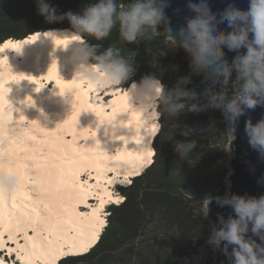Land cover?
Masks as SVG:
<instances>
[{"label":"bare ground","instance_id":"1","mask_svg":"<svg viewBox=\"0 0 264 264\" xmlns=\"http://www.w3.org/2000/svg\"><path fill=\"white\" fill-rule=\"evenodd\" d=\"M65 30L71 32L49 29L0 42V138L18 115L54 127L60 122L65 128L60 131L78 139L71 143L58 133L62 139L56 140L48 134L49 126L41 136L22 141L21 152L13 137L9 143L0 140V249L16 251L18 260L31 264L84 251L97 241L105 223L103 209L94 206L91 195L102 202L121 200L111 185H127L149 165L157 131V123L131 105L128 87L102 91L84 79H72L70 50L56 46L66 47L80 37L48 33ZM85 169L92 175L87 181ZM1 254L0 264H8Z\"/></svg>","mask_w":264,"mask_h":264},{"label":"clouds","instance_id":"2","mask_svg":"<svg viewBox=\"0 0 264 264\" xmlns=\"http://www.w3.org/2000/svg\"><path fill=\"white\" fill-rule=\"evenodd\" d=\"M167 7V0H129L128 3L97 0L85 6L82 13L69 11L58 15L47 0H37L38 13L47 22L67 18L73 30L48 33L80 37L66 47L56 46L70 50L67 62L72 65V79H84L102 91L122 87L135 74V53L125 54L115 43L101 51L102 45L90 44L83 37L104 41L118 28L124 42L139 43L161 33L158 28L164 25L166 44L182 47L188 53L192 73H204L207 87L200 91L187 89L185 86L191 82V76H184L169 89L156 75H145L139 82L133 80L126 88L131 105L135 104L134 108L141 110L150 123H160L165 114L176 117L185 110L220 109L229 124L227 135L232 142L236 139L239 118L246 110L264 105V0H250L247 10L229 4L223 12L215 14L207 0H199V3L189 0L188 7L195 16L186 18V27H180L175 34L165 14ZM225 23L231 31L219 29V25ZM225 47L229 51L246 49V52H240L229 63L225 58ZM52 55L56 60L55 50ZM229 85L235 89L232 98L228 97ZM245 134L250 147L264 160V118L256 123L248 119ZM182 135H188V132ZM195 147V140L178 141L175 146L182 159H187ZM211 203L210 197L200 201L202 217H208ZM216 203L220 207L230 206L234 215L227 219L219 216L220 226H212L208 243L214 249H221V243L225 242L221 250L229 257L230 264H264V195L229 193L217 197ZM249 232L258 236L262 243L248 237ZM229 246H234L231 253Z\"/></svg>","mask_w":264,"mask_h":264},{"label":"trees","instance_id":"3","mask_svg":"<svg viewBox=\"0 0 264 264\" xmlns=\"http://www.w3.org/2000/svg\"><path fill=\"white\" fill-rule=\"evenodd\" d=\"M57 14L82 13L83 8L97 0H47ZM128 3L129 0H122ZM49 29H68L70 21L49 23L38 13L37 0H0V42L8 39H24L35 32ZM158 35L139 43H126L118 28L104 41L83 37L90 44L102 45L101 51L115 43L125 54L135 53V74L122 86L139 82L145 75H156L167 88H173L178 79L191 76L185 87L200 91L207 87L205 74H193L190 57L182 47L166 44L164 25ZM164 52L166 54L161 55ZM233 73V79H235ZM219 90V85H217ZM228 91L235 92L229 85ZM204 97L201 96V100ZM178 125V126H177ZM227 127L220 109L187 111L176 117L166 114L157 123V131L151 141L152 159L149 165L132 175L130 183L120 185L121 202L108 204L109 216L97 241L84 251L71 252L58 257L52 264H122L124 255L139 258L141 264H180L178 257L195 252L203 241L204 229L192 210V203L219 196L223 192L221 181L229 169L218 163L222 150L220 144L227 140ZM188 132V135H182ZM195 140L196 147L187 159L176 151V143ZM159 225L164 231L174 230L176 248L167 251L161 243L153 253H144L137 245L143 230L149 224ZM162 230V231H163ZM163 231V232H164ZM166 233V232H165ZM143 256V257H142ZM29 264L23 261L22 264ZM45 262H39L42 264ZM31 264V263H30Z\"/></svg>","mask_w":264,"mask_h":264},{"label":"rangeland","instance_id":"4","mask_svg":"<svg viewBox=\"0 0 264 264\" xmlns=\"http://www.w3.org/2000/svg\"><path fill=\"white\" fill-rule=\"evenodd\" d=\"M54 84H55V82H52L50 87L53 88ZM120 88L125 89L126 87L122 86ZM93 95H95V94L93 93ZM113 95L110 96L106 100L109 101L110 99H112L114 97ZM14 117H17V119L10 121V123L7 125V128H6L7 132L5 133L6 134L5 137L0 138V140L4 143L5 142L9 143L10 139H12L11 137H13L14 138L13 142H15L16 147L22 146V145H20V143L24 140L32 141L33 135H35V134L37 137L41 136V134L44 133V132H42V129H44L45 127H46L45 129H47V127L49 129V126H50L48 124L45 125L41 119H39L36 122H33L32 120H30L29 118H26L25 116L18 118V115H14L13 118ZM40 121H42V122H40ZM224 121L226 122V127H227L226 130H228V123L225 120V118H224ZM60 124L61 123L59 122L57 125L59 127V132H57L58 127H54L53 124L50 126V128H53V129L56 128V132L53 129H49V131H48L49 135L54 136V137L56 136L55 139L58 138L56 140H59V141H61L60 139H62L61 134L62 135L65 134V132H63V131H65V128L62 129V126H60ZM43 125H45V126H43ZM60 129L63 131H60ZM51 130H53L54 132ZM0 131H2L1 125H0ZM3 132H4V130H3ZM49 132H52V133H49ZM58 133H61V134H58ZM63 136H66L68 142H71V143L77 142V140H78L77 138H74V136L72 135L71 132L70 133L67 132ZM81 142L86 143V138L81 137ZM31 147L34 150L36 149L34 144ZM21 148L22 147H18L17 150L19 152H21L22 151ZM219 149L222 150V154L218 160V163L220 164V166L228 168L229 171H228L226 177L221 181V184L223 185V189H224L223 192L219 196H213L215 198L222 197V195H224L228 190L229 181L227 178H228V175H229L230 169H231L230 165H229V161L231 159V153H232V147L230 144V138L229 137H227L226 141L221 142ZM19 155H21V154H19ZM21 157L22 156H20V158ZM36 167H38V166L34 167L33 172H37V170L35 169ZM114 174H115V172H113V175ZM82 178L86 181H87V179L92 178V175H90L89 169H85L82 171ZM95 181H96V178L92 179V182H95ZM107 184H109V183L107 182ZM120 185H123V184L117 183V184L111 185V188H113L114 193L121 195V200L120 199L116 200L118 202H121L124 198L123 193H121L119 191ZM91 197H92V201L94 203V206H101V208L103 209L101 222L105 223V226H106V224L108 222L107 218L110 214L108 204L113 202V200L109 201V202H107L108 200H106L105 202L104 201L102 202L101 200H98L97 199L98 197L93 195V194L91 195ZM191 205H192V207H191L192 210L195 212L196 217L198 218V221L200 222V226L204 229V231H203L204 232L203 233L204 239H203L201 245H199L197 247L195 252H192V250H191L190 251L191 254H185L183 256L178 257L179 263L180 264H229V257L221 250L223 247L221 246V249H214V247L208 243L209 237L211 236V232H212V226H213V222H212L209 214H208L207 218H204L201 216V204L199 201L193 202ZM91 207L92 206H88L89 210H91ZM162 230L160 229L159 225H156L154 222V223L149 224V226L147 227V229L145 231L144 230L142 231L143 236L141 237V240L137 241V245L140 247V249L142 251H144V253L149 254V253H153V251L155 252L157 250L156 245L158 243H161L162 246H165L167 248V251L168 250L171 251L172 249L176 248L175 240H174L176 238L175 231L174 230H169V231L163 230L164 231L163 232ZM34 232L35 231L33 230L31 234L32 235L35 234ZM22 237H23V235L20 236V238H22ZM0 252H2L1 258L8 260L9 261L8 264H22L23 263V261H20L17 259L18 255H17L16 251L10 252L8 249L3 248V250L0 249ZM120 260H121L122 264H141L139 258H134V257L128 256V255H124L123 259H120ZM55 262H52V263H55ZM42 264H50V263H42Z\"/></svg>","mask_w":264,"mask_h":264},{"label":"water","instance_id":"5","mask_svg":"<svg viewBox=\"0 0 264 264\" xmlns=\"http://www.w3.org/2000/svg\"><path fill=\"white\" fill-rule=\"evenodd\" d=\"M191 2L199 3V0H191ZM167 3L169 7L165 9V14L169 18L170 27L175 34L180 27H186V18L194 17L195 13L188 7L189 0H167ZM207 3L212 13L215 14L223 12L229 4H233L242 10H247L250 0H207ZM219 29L226 32L231 31L226 23L219 25ZM224 52L225 58L231 63L237 54L246 52V49L229 51L225 47ZM233 95L234 93L228 91L229 98H232ZM261 118H264V105H258L255 109L246 110L245 114L237 122L236 139L232 142L230 140L232 153L229 161L231 169L227 178L229 181L228 190L222 197L229 193L256 197L264 195V182H262L264 181V160H261L258 153L250 147L248 137L245 134L246 121L251 119L253 123H256ZM211 199L212 203L209 205V216L213 225L219 227V216L223 215L227 219L230 215H234V212L230 206L220 207L216 203L215 197H211ZM247 236L255 239L258 243H262L259 237L254 236L251 232ZM224 243H221L222 247ZM233 247L229 246V253H231Z\"/></svg>","mask_w":264,"mask_h":264}]
</instances>
